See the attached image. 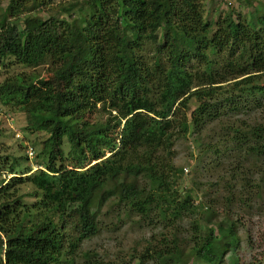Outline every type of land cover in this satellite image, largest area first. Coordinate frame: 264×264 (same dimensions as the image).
<instances>
[{"label": "trees", "instance_id": "16d2710c", "mask_svg": "<svg viewBox=\"0 0 264 264\" xmlns=\"http://www.w3.org/2000/svg\"><path fill=\"white\" fill-rule=\"evenodd\" d=\"M201 1L213 0H74L63 18L29 13V0L0 10V67L31 68L0 82V103L25 113L27 131L48 134L37 155L43 167L0 182V264H73L76 246L97 232L98 205L112 196L143 215L157 210L170 236L152 246L154 264L180 259L186 220L198 258L213 249L220 259L217 234L230 238L226 246L236 242L179 186L173 146L191 127L199 136L205 121L240 114V94H264V0H245L247 13L229 11L223 25ZM224 52L221 74L208 54ZM192 98L198 105L188 115ZM98 105L108 119L89 117ZM235 124L224 128L228 141L264 157V123ZM26 181L39 192L33 204L14 194Z\"/></svg>", "mask_w": 264, "mask_h": 264}, {"label": "rangeland", "instance_id": "374dc122", "mask_svg": "<svg viewBox=\"0 0 264 264\" xmlns=\"http://www.w3.org/2000/svg\"><path fill=\"white\" fill-rule=\"evenodd\" d=\"M73 1L54 0L42 8L38 6L39 0H29V13L41 18L49 15L63 18L66 13L62 7ZM8 2L9 0H0V10ZM201 6L204 15L211 13L213 20H218L219 23L229 11L235 15H245L249 10L245 0L201 1ZM227 57L225 52L222 55L208 54V58L215 64L213 70L220 71L221 74L226 73L222 60ZM197 69L202 73L204 67ZM30 70V67L18 64L0 67V82L10 74ZM36 70L42 71L43 65ZM262 80L264 81V77ZM195 82L200 86L198 80ZM239 97V106L244 105L240 114L227 112L220 119L205 121L199 136L191 127L187 135L179 138L173 146V161L183 173L179 186L191 188L195 201L214 211V224L222 222L231 227L236 234V242L226 246L225 240L230 238L224 240L217 234L219 252L215 251L220 259H214L216 253L213 249L198 258L191 248L189 224L186 220L183 230L178 231L183 252L173 264H264V157L245 154L237 145L228 141L229 134L224 129L233 123L239 125L242 121L250 124L264 123V94H256L254 97L244 93ZM188 104L187 114L190 115L198 103L192 98ZM89 117L92 120L108 119L109 110L98 105ZM26 125L25 113L0 103V182L5 183L14 175L20 176L27 166L32 171L43 167L39 163L44 160L37 155L48 134L44 131H27ZM208 145L211 150H207ZM31 148L34 153L29 156ZM215 148L219 151L218 154ZM63 150L65 154L69 150L66 141ZM14 158H17L18 165L15 166L16 173L10 174L8 168L14 163ZM69 162L68 158L65 163ZM233 173L235 182L229 181ZM14 194L21 195L22 203L33 204L38 200L39 192L26 181L17 186ZM157 213V210L147 215L135 212L127 202H118L115 196L102 201L98 205L96 216L97 232L76 246L73 264H88L83 256L85 251H90L94 255L92 260L101 264H154L151 258L152 246L158 247V239L170 236L168 228L164 227V222L158 218Z\"/></svg>", "mask_w": 264, "mask_h": 264}, {"label": "built area", "instance_id": "2783aa9c", "mask_svg": "<svg viewBox=\"0 0 264 264\" xmlns=\"http://www.w3.org/2000/svg\"><path fill=\"white\" fill-rule=\"evenodd\" d=\"M34 153V150L31 148L30 151H28L29 156H32Z\"/></svg>", "mask_w": 264, "mask_h": 264}]
</instances>
